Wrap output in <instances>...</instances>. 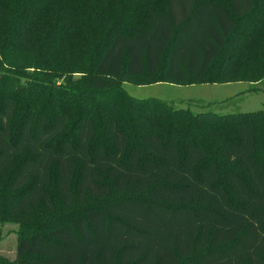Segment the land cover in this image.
<instances>
[{
    "label": "trees",
    "instance_id": "1",
    "mask_svg": "<svg viewBox=\"0 0 264 264\" xmlns=\"http://www.w3.org/2000/svg\"><path fill=\"white\" fill-rule=\"evenodd\" d=\"M262 78L264 0H0V264H264V111L122 89Z\"/></svg>",
    "mask_w": 264,
    "mask_h": 264
},
{
    "label": "rangeland",
    "instance_id": "2",
    "mask_svg": "<svg viewBox=\"0 0 264 264\" xmlns=\"http://www.w3.org/2000/svg\"><path fill=\"white\" fill-rule=\"evenodd\" d=\"M66 74V73H65ZM61 74L57 85L61 86ZM74 78L78 77L74 74ZM22 81L30 79H21ZM133 81L132 82H139ZM67 85V84H65ZM122 89L131 97L138 99L155 98L172 104L176 108L189 109L193 112H213L217 114L264 111V78L253 83L247 81H236L229 83H195L180 85L173 83H150L138 85L131 82H123ZM60 90V89H59ZM5 192V191H4ZM7 195V194H6ZM5 195V196H6ZM132 192L127 190L122 193H110L108 196L87 198L86 201L76 206L72 213H80L90 207L102 206L106 202L116 198L131 196ZM3 199V217L8 200ZM6 216V215H5ZM50 219L61 217L49 216ZM18 221L5 219L0 221V255L9 260L16 257Z\"/></svg>",
    "mask_w": 264,
    "mask_h": 264
}]
</instances>
